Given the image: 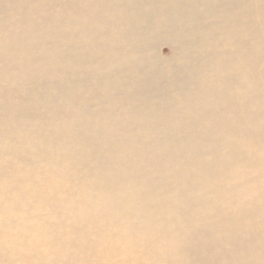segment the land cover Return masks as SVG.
<instances>
[{"label": "bare ground", "instance_id": "obj_1", "mask_svg": "<svg viewBox=\"0 0 264 264\" xmlns=\"http://www.w3.org/2000/svg\"><path fill=\"white\" fill-rule=\"evenodd\" d=\"M0 264H264V0H0Z\"/></svg>", "mask_w": 264, "mask_h": 264}, {"label": "rangeland", "instance_id": "obj_2", "mask_svg": "<svg viewBox=\"0 0 264 264\" xmlns=\"http://www.w3.org/2000/svg\"><path fill=\"white\" fill-rule=\"evenodd\" d=\"M158 52L161 56H166L169 53V51L166 47H160Z\"/></svg>", "mask_w": 264, "mask_h": 264}]
</instances>
